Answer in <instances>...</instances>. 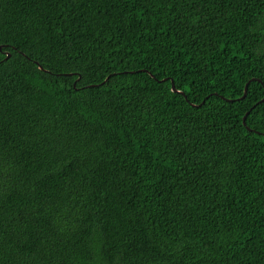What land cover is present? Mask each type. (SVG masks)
Here are the masks:
<instances>
[{"label": "trees", "instance_id": "1", "mask_svg": "<svg viewBox=\"0 0 264 264\" xmlns=\"http://www.w3.org/2000/svg\"><path fill=\"white\" fill-rule=\"evenodd\" d=\"M263 98L264 0H0V264H264Z\"/></svg>", "mask_w": 264, "mask_h": 264}, {"label": "water", "instance_id": "2", "mask_svg": "<svg viewBox=\"0 0 264 264\" xmlns=\"http://www.w3.org/2000/svg\"><path fill=\"white\" fill-rule=\"evenodd\" d=\"M8 55H10V53H8ZM254 79L259 80L258 78H252V79H250V80L246 83V85H245V89H244V94H243L242 98L246 97V95H247V93H248V86H249V83H250L252 80H254ZM172 83H173V81H172ZM172 87H173V89H174L175 91H179V92H181V93L184 94L183 91H181V90H177V89H176L174 83H173ZM262 100H264V98H263ZM195 105H196V104H195ZM248 113H249V112H247V114H248ZM247 114H246V115L244 116V118H243L244 123L246 122Z\"/></svg>", "mask_w": 264, "mask_h": 264}]
</instances>
